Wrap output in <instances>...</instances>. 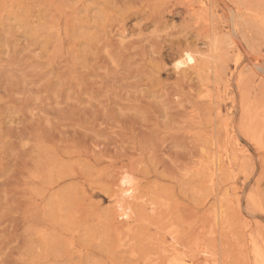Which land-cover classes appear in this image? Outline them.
Returning a JSON list of instances; mask_svg holds the SVG:
<instances>
[{
  "label": "rangeland",
  "instance_id": "374dc122",
  "mask_svg": "<svg viewBox=\"0 0 264 264\" xmlns=\"http://www.w3.org/2000/svg\"><path fill=\"white\" fill-rule=\"evenodd\" d=\"M0 264H264V0H0Z\"/></svg>",
  "mask_w": 264,
  "mask_h": 264
},
{
  "label": "bare ground",
  "instance_id": "6f19581e",
  "mask_svg": "<svg viewBox=\"0 0 264 264\" xmlns=\"http://www.w3.org/2000/svg\"><path fill=\"white\" fill-rule=\"evenodd\" d=\"M190 58V57H189ZM189 60V59H188ZM180 64H181V62H179ZM183 63V62H182ZM130 183V179L127 177V176H123L122 178H121V184H125L126 186L128 185ZM125 187V186H124ZM131 190V188L130 187H128L127 189H125V191H130ZM127 192V193H128ZM117 209L119 210V209H122V213H120V216H126V215H128L127 214V207H125L123 204H121V203H118V205H117Z\"/></svg>",
  "mask_w": 264,
  "mask_h": 264
}]
</instances>
